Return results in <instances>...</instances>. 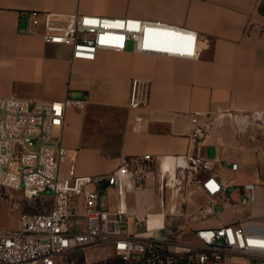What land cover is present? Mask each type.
<instances>
[{
	"label": "crops",
	"instance_id": "1",
	"mask_svg": "<svg viewBox=\"0 0 264 264\" xmlns=\"http://www.w3.org/2000/svg\"><path fill=\"white\" fill-rule=\"evenodd\" d=\"M264 0H0V97L41 101L88 98L78 110H66L64 147L75 158L77 173H110L121 159L190 153L191 114L212 121L205 141L219 159L216 171H229L254 188L250 213L219 212L222 224L236 220L264 221ZM86 14L107 18H136L196 32L199 58L100 51L94 61L72 60L68 46L45 43L27 33V12ZM132 46V45H131ZM146 82V108H129L133 80ZM110 114L108 118L103 117ZM142 118L141 129L134 127ZM99 125L106 134L99 135ZM114 139L116 146L114 147ZM239 170L232 172L231 163ZM224 165H227V169ZM144 184L128 206L150 213ZM110 197L112 202L110 203ZM143 200V201H142ZM108 207L115 190L104 192ZM199 224H192L198 227ZM151 228V227H150Z\"/></svg>",
	"mask_w": 264,
	"mask_h": 264
},
{
	"label": "built area",
	"instance_id": "2",
	"mask_svg": "<svg viewBox=\"0 0 264 264\" xmlns=\"http://www.w3.org/2000/svg\"><path fill=\"white\" fill-rule=\"evenodd\" d=\"M27 15V33L48 44L68 46L72 60L94 61L100 51L125 52L130 44L142 55L195 59L202 51L196 32L160 22L38 10ZM148 98L147 83L133 80L129 108H146ZM87 104L88 98L0 97V187L20 192L30 202L51 201L48 211L22 214L17 228L0 227V264H61L58 258L73 252H82L84 264H92L91 251L100 249H108L119 264H264V221H218L219 212H237L256 197L253 186L222 178L216 171L219 159L207 157L204 143L211 120L201 123V114L192 113L191 151L172 155L175 161L187 162L177 168L181 181H194L207 199L187 216L193 238L181 243L161 236L139 239L131 235L130 223L137 232L157 233L166 230L167 216H185L170 208L165 224L151 229L149 215L127 204L152 168L171 155L124 157L112 172L97 175L78 174L75 161L63 169L61 161L71 156L63 143L66 110H82ZM141 125L142 118L136 117L134 127L140 130ZM230 169L237 172L239 164L231 163ZM159 181L164 207V194L170 191L174 199V191L168 174H159ZM109 188L115 190L113 207L104 202ZM262 191L264 198V185ZM44 193L53 196L47 199Z\"/></svg>",
	"mask_w": 264,
	"mask_h": 264
},
{
	"label": "rangeland",
	"instance_id": "3",
	"mask_svg": "<svg viewBox=\"0 0 264 264\" xmlns=\"http://www.w3.org/2000/svg\"><path fill=\"white\" fill-rule=\"evenodd\" d=\"M130 48H132L131 44ZM109 116L111 115L105 114L103 117L108 118ZM104 128L105 126L99 125V131H97V133L104 136L106 134ZM113 143V146L115 147L116 139H114ZM214 156V147H208L207 157L209 159H212ZM73 161H75L73 155L64 158L61 161V167L65 169L66 165ZM224 166L227 169V165ZM225 177L228 179L236 178L237 180L242 181L241 178L229 171L225 172ZM178 186L182 187L183 190L181 195L175 200V202L178 204V213L184 214L185 216H167L166 223L168 225L166 227V230H160V236L163 240L181 243L182 241L193 238V234L189 229V221L191 220L190 218H187V216L206 204L207 199L197 187L195 182H190L188 177L182 179V184ZM171 193L172 192L168 191L164 194L163 207V195L160 191L158 166L153 167L151 170V183L146 189L144 198H142L144 200L145 206H147L148 209H151V212L149 213V227H160L165 224V215H160L159 213L163 211L166 213L169 212L170 204L172 202ZM44 196L47 199H50L53 195L51 193H44ZM109 201L110 203L112 202L111 197ZM131 201L133 203L135 201V197H131V195H129L128 202ZM50 204L51 201H47L43 204L30 202L24 198L22 193L0 187V227L7 229L17 228L19 226V221L22 214L48 211ZM249 213L250 209L248 207L242 209L239 213V216L241 218H246ZM129 231L132 236L139 239L144 238V234L146 233L144 229H141L139 232H137L138 230L133 223L129 224ZM91 254H93L92 258L94 259V262L92 264H119V261L111 255L108 249L91 251ZM58 260L61 262V264H84V257L82 252H73L71 254L58 258Z\"/></svg>",
	"mask_w": 264,
	"mask_h": 264
},
{
	"label": "bare ground",
	"instance_id": "4",
	"mask_svg": "<svg viewBox=\"0 0 264 264\" xmlns=\"http://www.w3.org/2000/svg\"><path fill=\"white\" fill-rule=\"evenodd\" d=\"M187 162L185 159H180V161H175L173 156H169L165 161H163L159 168H158V173L160 175H164V178H166V175L168 174L169 177V185L171 186V188H173V195H174V199H172V202L170 204V208H172L175 212V214H177L178 212V204L175 202L176 198H178L181 193L183 188L179 187L178 185L182 184L181 179L178 177V173H177V168L178 166H186ZM149 216L150 214L147 213ZM160 215H165V212H161L159 213ZM178 216V215H177ZM180 217V216H178ZM148 225H149V217H148ZM154 228H158V227H154ZM151 227V229H154ZM158 233V232H157Z\"/></svg>",
	"mask_w": 264,
	"mask_h": 264
},
{
	"label": "water",
	"instance_id": "5",
	"mask_svg": "<svg viewBox=\"0 0 264 264\" xmlns=\"http://www.w3.org/2000/svg\"><path fill=\"white\" fill-rule=\"evenodd\" d=\"M158 236H160V232H158V233L146 232V233L144 234V237H146V238H150V237H158Z\"/></svg>",
	"mask_w": 264,
	"mask_h": 264
},
{
	"label": "trees",
	"instance_id": "6",
	"mask_svg": "<svg viewBox=\"0 0 264 264\" xmlns=\"http://www.w3.org/2000/svg\"><path fill=\"white\" fill-rule=\"evenodd\" d=\"M259 11L261 14L264 15V1L261 3L260 7H259Z\"/></svg>",
	"mask_w": 264,
	"mask_h": 264
}]
</instances>
